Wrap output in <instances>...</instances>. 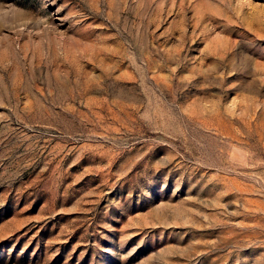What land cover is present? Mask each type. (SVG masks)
Returning a JSON list of instances; mask_svg holds the SVG:
<instances>
[{
  "label": "rangeland",
  "instance_id": "rangeland-1",
  "mask_svg": "<svg viewBox=\"0 0 264 264\" xmlns=\"http://www.w3.org/2000/svg\"><path fill=\"white\" fill-rule=\"evenodd\" d=\"M0 264H264V0H0Z\"/></svg>",
  "mask_w": 264,
  "mask_h": 264
}]
</instances>
